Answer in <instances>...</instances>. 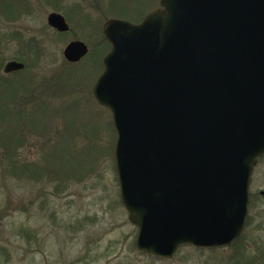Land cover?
<instances>
[{"label": "water", "instance_id": "water-1", "mask_svg": "<svg viewBox=\"0 0 264 264\" xmlns=\"http://www.w3.org/2000/svg\"><path fill=\"white\" fill-rule=\"evenodd\" d=\"M47 22L68 30L61 14ZM102 31L111 49L92 96L111 113L136 250L170 259L182 245H231L264 155V0H159L140 23L109 19ZM87 52L76 40L62 54Z\"/></svg>", "mask_w": 264, "mask_h": 264}, {"label": "rangeland", "instance_id": "rangeland-1", "mask_svg": "<svg viewBox=\"0 0 264 264\" xmlns=\"http://www.w3.org/2000/svg\"><path fill=\"white\" fill-rule=\"evenodd\" d=\"M28 2L27 15L16 17V24L6 23V11H0V74L6 61L21 51L29 52V44L32 49L37 46L38 57L24 55L32 65L30 71L16 81H33L36 90L31 99L40 93L62 92L57 102L64 119L41 115L38 127L31 129L30 120L25 124L17 116L16 97L11 103L1 102L0 115L6 114L0 119V152L9 144L13 156L42 173L37 180L18 181L6 175L0 160V264H236L240 251L239 264H246L241 258L262 259L264 264V251L259 248L264 247V200L256 197L264 190V157L250 179L244 230L231 246L183 245L170 259L147 257L135 248L137 230L129 223L119 196L111 114L96 103L91 89L103 71L101 59L110 51L102 25L108 19L138 24L158 8L159 0ZM11 8L8 16H19V9ZM51 13L65 18L70 27L67 33L58 34L48 25ZM76 40L85 43L89 52L79 63L69 65L62 53ZM34 109L33 120L39 115Z\"/></svg>", "mask_w": 264, "mask_h": 264}, {"label": "trees", "instance_id": "trees-1", "mask_svg": "<svg viewBox=\"0 0 264 264\" xmlns=\"http://www.w3.org/2000/svg\"><path fill=\"white\" fill-rule=\"evenodd\" d=\"M104 41L106 42V40L104 39ZM31 43V42H30ZM107 43V42H106ZM29 52L28 53H34L35 55L39 54V48H37V46L34 47V49L31 48V45L29 44ZM14 60L20 61L25 63L26 67H25V71L27 72L28 70L30 71V68L32 65H30V63L28 62V60L26 58L21 57L20 55L18 57H14ZM10 77L8 76H4L0 74V94H4V96L0 95V106H1V102L2 100L6 99L7 103H11L12 98L14 99L16 97L15 100H17V104H18V108H17V116L19 118V120H25L24 123L27 124V121H31V123L29 124L31 129H36L38 127V123L40 120V116L41 115H50L53 116L54 114V118L55 116L57 117H61V119H64V113H61L60 111H62L63 107L59 105V103L57 102V99H60V93H58V95L51 91V95L49 94V96L47 95H41V93L38 96H35V98H32L30 96L33 95V93H35L36 90V86H33V81L31 82H21V81H16V80H10ZM34 87V89H33ZM44 87V86H43ZM4 90V91H2ZM34 90V91H33ZM19 91H22L23 96H19V94H17V92L19 93ZM7 95V96H6ZM6 96V98H5ZM2 97V98H1ZM51 98V99H50ZM31 100L33 103H31L32 106H30V101ZM57 102V103H56ZM20 103V104H19ZM54 107V110H53ZM26 108H30V112H28L29 110ZM31 108H35V113L39 112V115L37 117H34V120L30 117H33V115H30L31 112ZM54 111V113H53ZM4 114H6L4 112ZM2 114V115H4ZM2 115H0V119H2ZM43 117V116H42ZM39 119V120H38ZM44 119V118H43ZM23 127V125H22ZM1 137V135H0ZM115 138V137H114ZM9 145V144H8ZM6 145L4 148H2V152H0V160L3 163L2 165L5 166L4 171L6 173V175L12 179H17L18 181H24L25 178L33 180V179H39L41 178V169L34 166V165H27V163L21 162L20 159L18 158V155H14L12 154V150L13 147H11L10 145L8 146ZM15 147V146H14ZM58 152V151H57ZM73 157V156H72ZM71 157V159H72ZM264 157V156H262ZM261 157V158H262ZM74 158V157H73ZM74 168V166H73ZM256 197H259V193L256 194ZM43 207V205H41V208ZM43 209V208H42ZM260 249H262L264 251V247L261 246L259 247ZM243 252L240 251V253L238 254V260L236 264H239L240 262V257L242 256ZM242 260H245L246 264H251V263H255V262H261L262 259H253V261H249V259H242L241 258V262Z\"/></svg>", "mask_w": 264, "mask_h": 264}, {"label": "flooded vegetation", "instance_id": "flooded-vegetation-1", "mask_svg": "<svg viewBox=\"0 0 264 264\" xmlns=\"http://www.w3.org/2000/svg\"><path fill=\"white\" fill-rule=\"evenodd\" d=\"M14 6L16 9H19V10H17V11H19V12H17V14L19 15V16H16L15 15V17L14 16H8V12H9V10L10 9H12L11 8V6ZM28 8H29V2H28V0H0V11L1 10H5L6 11V13L4 14L5 15V17H6V23H8L9 25L10 24H12V23H14V24H16V22H17V20H15V18L16 17H23L24 15H27V10H28ZM24 14V15H23ZM64 18V17H63ZM64 20H65V18H64ZM65 22H66V20H65ZM66 24L68 25V23L66 22ZM69 26H68V30L66 31V32H59V31H57V30H55L58 34H65V33H67L68 31H69ZM53 29V28H52ZM9 36V33H7L6 34V37H8ZM9 40H11V37H9L8 38ZM34 39H29L28 41H30V42H32ZM24 48V47H23ZM26 49V48H25ZM28 51H25V53H23L22 51L20 52L21 54H19L21 57H23V58H25V56L24 55H29L28 53H27ZM18 55V56H19ZM30 55H35L34 53H31ZM37 55H39V54H37ZM36 55V57H38ZM18 56H16V57H18ZM12 60L13 61H17V60H14L13 58H12ZM12 60H9V61H12ZM65 61V60H64ZM6 62H8V61H6ZM6 62H5V64H6ZM17 62H20V61H17ZM67 64H69V65H74V64H77V63H69V62H67V61H65ZM20 63H22L23 65H24V68L22 69V70H17V71H14V72H11V73H9V74H5L4 72H3V68H4V65H3V67H2V74L4 75V76H8V77H10L9 79L10 80H17V78H19V75L20 74H23L24 72H25V67H26V65H25V63H23V62H20ZM79 63V62H78ZM101 64H102V66H103V58L101 59ZM0 68H1V63H0ZM99 77V76H98ZM98 79V78H97ZM96 79V80H97ZM96 82V81H95ZM95 84V83H94ZM16 102H17V100H16ZM1 127H3L2 125H1ZM1 132V131H0ZM188 246H190V245H188ZM191 247H193V246H191ZM196 248V247H195ZM197 249H213V248H197Z\"/></svg>", "mask_w": 264, "mask_h": 264}]
</instances>
